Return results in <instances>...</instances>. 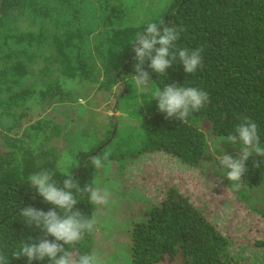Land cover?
Listing matches in <instances>:
<instances>
[{
  "label": "trees",
  "instance_id": "obj_1",
  "mask_svg": "<svg viewBox=\"0 0 264 264\" xmlns=\"http://www.w3.org/2000/svg\"><path fill=\"white\" fill-rule=\"evenodd\" d=\"M159 3L82 0L96 25L90 32L80 0H0V251L8 256V264H28L26 257H12L23 241L54 240L35 225L28 227L20 210L29 205L45 212L54 208L30 187L27 178L49 170L62 187L67 178L60 166L62 150L70 148L74 163L67 172L73 180L80 187H94L100 169L91 165L90 155L103 156L105 152L110 153L105 169L112 160H121L117 162L121 164L139 152L160 151L182 167L206 168L201 173L220 179L226 169L217 157L224 152L240 155L239 146L224 141L235 134L243 116L257 123L264 147V0H166L162 8ZM136 12L148 16L134 20ZM161 21L166 26L183 27L177 48H202V67L186 74L177 63L160 76L145 61L143 67L150 73L152 87L172 83L195 87L209 94V103L182 123L166 119L150 94L144 98L146 107L140 104L135 110L139 137L119 128L114 114V135L107 146L97 150L111 135L112 116H108V127L99 140L88 130L78 101L90 97L91 91L97 92L93 100L98 101L104 94H113L118 83L127 89L125 78L132 80L136 74L132 42L149 23L159 25ZM122 92L120 88L113 99ZM81 135L93 138L87 141ZM114 140L120 147L117 153L109 150ZM74 143L76 148H72ZM255 160L261 161L260 167H253ZM246 168L239 188L234 187L238 182L223 177V184L230 182L227 188L237 201L264 189V157L253 155ZM78 200L74 210L95 219L97 205L88 202L87 194ZM251 208L264 218L263 205ZM144 214L124 224L126 257L131 264H264V234L251 245L244 243L248 252L245 258H237L232 252L237 245L235 234L230 230L238 220L236 215L223 226L216 224L204 214L203 205L195 206L173 188L156 204L147 205ZM103 224L99 225L110 232V226ZM94 229L79 243L65 248L74 255L96 253L105 260L106 253L93 247ZM32 264L49 261L45 258Z\"/></svg>",
  "mask_w": 264,
  "mask_h": 264
},
{
  "label": "rangeland",
  "instance_id": "obj_2",
  "mask_svg": "<svg viewBox=\"0 0 264 264\" xmlns=\"http://www.w3.org/2000/svg\"><path fill=\"white\" fill-rule=\"evenodd\" d=\"M80 1L88 28L90 32H94L96 25L89 15V8L86 6L87 13L82 5V0ZM158 2H160L158 7L162 8L166 0H157ZM147 16L142 17L136 12L133 19L141 21ZM84 50L88 52V48H84ZM86 55L88 54L86 53ZM124 82L128 92L122 96L119 109L114 113L113 105L112 107L110 105L114 104L115 99L113 98L120 88L124 91L123 83L116 84L112 89L113 94H104L98 101L93 100V96L97 92L91 90L90 97L86 95L85 97L88 98L82 97L78 101L82 106L81 109H83V120L89 126L88 130L98 136L99 140L104 137L105 129H107L110 121L108 116H112V114H117L119 128L123 127V131L130 133L132 137H139L140 130L137 126L139 120L135 110L140 104L144 108L146 107L144 98L150 96L151 92L150 90H137L130 78H125ZM119 97L120 94L117 98ZM123 106L128 111H122ZM113 122L116 123V120H113ZM133 124H135V127ZM204 130L206 131V129ZM79 132L81 134V131ZM81 136L87 141L88 138H93L92 135ZM110 139L109 137L97 150L101 146H107ZM115 141L109 147L111 153L120 151V147ZM79 146H81V143ZM76 147L77 144L74 143L72 148ZM210 147L213 149V142H210ZM69 150L70 148L61 151L60 166L62 168L64 154L71 155ZM139 153L141 154L127 159L121 164L117 163L121 160H110L111 162L107 164L108 166L106 165V169L102 168L97 172L94 180V187L101 190L107 189L110 193L109 203L107 205H97L94 213L96 224L93 247L98 249L96 251L100 250L106 253L104 264H131L130 259L126 257L128 249L123 232H127L124 224L130 222L134 217L142 218L145 215L146 206L156 204L161 196H164L165 192L171 188L186 196L195 206L203 205L204 214L216 224L223 226L231 215H236L238 220L230 228L235 234L233 241L237 244L232 252L239 259L245 258L248 252L246 244L251 245L254 238L264 234V218L252 212L250 206V204H254L252 206L254 208L264 206V189L254 192L249 197L242 195L240 198L243 200L237 201L235 194L229 192V188H227L230 182L233 181H227L226 185L223 184V177L226 179L227 169L225 175L219 179L216 176L201 173L206 168L201 171L182 167L175 162L172 156L160 151L153 153L142 151ZM229 155L234 159L237 157V153H230ZM138 200H143L144 203L142 204ZM101 223H104L102 226L109 225L110 232L104 230L99 225ZM114 242H116L115 246Z\"/></svg>",
  "mask_w": 264,
  "mask_h": 264
},
{
  "label": "clouds",
  "instance_id": "obj_3",
  "mask_svg": "<svg viewBox=\"0 0 264 264\" xmlns=\"http://www.w3.org/2000/svg\"><path fill=\"white\" fill-rule=\"evenodd\" d=\"M183 27L166 26L163 21L160 24L149 23L143 34H138L132 42V50L135 75L132 81L137 90H150L152 100L157 102V110L165 114L166 119L179 120L187 123L191 113L199 112L209 103V94L195 87H185L175 83L165 84L163 88L152 87L149 71L144 69L145 61H149L148 68L158 75H165V70L173 64H180L186 74H193L202 67V48L189 51L187 48H177L176 41L183 32ZM154 53V54H153ZM241 122L235 127L234 135L226 136L224 143L233 147L239 146L240 155L232 158L223 153L218 156L219 164L227 169L228 181L238 182L234 185L239 188L241 177L246 173V162L253 155L264 157V147L261 146L257 123L247 116L240 118ZM110 153L103 156L90 157V163L95 169L105 167ZM74 163L69 154H64L62 165L63 174L67 176L62 180V187L53 178L55 173L49 170H41L28 176V184L36 193L43 197L44 202L54 206L48 211L26 206L20 210L24 223L28 227L35 225L45 234V237H54V240L41 238L37 242H22L18 251L12 253V257L19 259L26 257L28 264L32 261H43L45 258L49 264H104V260L96 253L74 255L65 246L75 245L82 241L87 233L94 229L96 223L93 217L85 218L74 206L87 194L91 205H107L109 203V191L107 189L93 187L86 184L80 187L73 180L72 174L67 169ZM261 161H254L253 167H260ZM254 205V204H250ZM252 207V206H251ZM60 210V213L56 211ZM259 215V214H258ZM260 216V215H259ZM0 264H8V256L0 251Z\"/></svg>",
  "mask_w": 264,
  "mask_h": 264
},
{
  "label": "water",
  "instance_id": "obj_4",
  "mask_svg": "<svg viewBox=\"0 0 264 264\" xmlns=\"http://www.w3.org/2000/svg\"><path fill=\"white\" fill-rule=\"evenodd\" d=\"M117 77H118V74H117ZM124 87V86H123ZM126 88H124V91H123V93L122 94H124V93H126ZM122 94H120V97H121V95ZM119 97V98H120ZM119 98H117L116 100H115V103H114V105H113V113L115 112V109H116V103L118 102V99ZM112 119L115 121V116H114V114H112ZM115 129H116V123L114 122V127H113V130H112V133H111V136H110V138H112V136L114 135V132H115ZM111 140V139H110ZM103 146H101V148H102ZM101 148H99V149H101ZM92 155H94V154H92ZM92 155H90V157H92ZM89 159V158H88Z\"/></svg>",
  "mask_w": 264,
  "mask_h": 264
}]
</instances>
